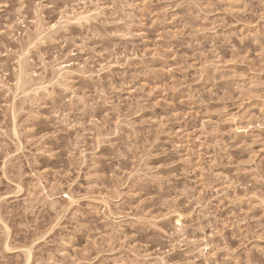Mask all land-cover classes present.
Here are the masks:
<instances>
[{"label":"rangeland","instance_id":"374dc122","mask_svg":"<svg viewBox=\"0 0 264 264\" xmlns=\"http://www.w3.org/2000/svg\"><path fill=\"white\" fill-rule=\"evenodd\" d=\"M26 249L264 264V0H0V264Z\"/></svg>","mask_w":264,"mask_h":264},{"label":"bare ground","instance_id":"6f19581e","mask_svg":"<svg viewBox=\"0 0 264 264\" xmlns=\"http://www.w3.org/2000/svg\"><path fill=\"white\" fill-rule=\"evenodd\" d=\"M94 8V7H93ZM82 9V8H81ZM101 10V9H100ZM72 11V10H71ZM70 11V13H68V12H66V13H64L63 12V15L61 14V16H60V18L62 19V20H60L59 21V26L61 27V25H64V26H62L63 27V29L64 28H66V25H68V24H70V25H72V23H74V25H76V24H78V25H80V26H82V25H84V23L86 24L87 23V25H88V23L90 22V21H93L94 20V18L96 19L97 18V16H100L99 14L101 13V11L99 12V8L97 7V6H95V8L94 9H92V10H87V8H85V7H83V10H78V11H76V10H73L72 12ZM93 19V20H92ZM61 22V23H60ZM38 24H39V22H38ZM38 24L35 26V28L37 29V26H38ZM56 24V23H55ZM54 24V25H55ZM82 24V25H81ZM90 24V23H89ZM41 25L42 24H40V27H41ZM53 25V24H52ZM52 25H51V27L49 26V27H47L48 28V30H50L49 32H51V30H53L54 29V27H52ZM57 25V26H58ZM58 26V27H59ZM42 27H44V26H42ZM55 27H56V25H55ZM59 27V28H60ZM44 30H46V29H42L41 28V31H40V29L38 30V32H37V30H35L36 31V33H37V36H35V37H37L38 39H40L39 37L40 36H42V34L44 33ZM48 30H46L45 31V35H47L46 34V32H48ZM55 30H56V28H55ZM57 31V30H56ZM48 32V33H49ZM52 33V32H51ZM53 33H54V31H53ZM34 35H36V34H34ZM44 35V34H43ZM44 35V37H47V36H45ZM31 37V36H30ZM34 37V38H35ZM33 38V37H32ZM36 38V39H37ZM43 38V37H42ZM41 38V39H42ZM36 39H31L30 38V41H29V43L27 44V48L28 47H30L31 45L32 46H35V45H33V44H36L35 43V41H31V40H36ZM37 39V40H38ZM40 39V40H41ZM39 41V40H38ZM37 42V41H36ZM28 45H30V46H28ZM27 48H25V50L24 49H22L20 52H22V54H19V55H22V56H20V58H22L21 59V61L19 60L20 58L18 57V61H20L19 63H18V66H17V69H18V67H19V71H18V76H17V79H18V81L17 82H19V84L21 83L22 85H19V86H21V90H22V88L24 89L25 88V85L27 84V82H30L29 80H28V78L30 79V76H28L27 74V72H28V70L26 71V66H25V68H24V63H25V60H26V55H28L29 54V52H28V49ZM30 48H32V47H30ZM30 51V50H29ZM27 63V62H26ZM68 68V67H67ZM67 68H66V70H67ZM58 69V70H57ZM56 69V73H58L57 75H58V77L60 76V78L59 79H62V77L64 76V75H62V74H66L65 73V66L64 67H58ZM55 72H54V77H57V75L55 74ZM68 72V71H67ZM26 77H28V78H26ZM21 79V80H20ZM64 79V78H63ZM62 79V80H63ZM65 79H66V77H65ZM65 79L63 80V81H65ZM22 80H23V83H22ZM16 82V83H17ZM31 83V82H30ZM17 85V84H16ZM22 86H24V87H22ZM27 86V85H26ZM19 88H17L16 87V89H18L19 90ZM38 87L36 88V87H34V85H32V84H30V85H28L26 88H25V92H24V94L26 93H35V92H37L38 91ZM23 92V91H22ZM27 94V95H28ZM30 95V94H29ZM15 128L13 127V131L15 132V130H14ZM16 133V132H15ZM15 133H14V135H15ZM68 196V195H67ZM67 198V197H66ZM68 198H70V197H68ZM67 200H69L70 201V203L72 202L70 199H67ZM180 219H181V216L179 215V216H177V218L174 220V224L176 225V227H178V229H179V226H181L182 225V223L180 222ZM181 223V224H180ZM180 224V225H179ZM179 225V226H178ZM202 246V245H201ZM7 249V251H8V246H7V244H5V246H4V248L3 249ZM5 249V250H6ZM27 251L28 250H30L31 251V249H26ZM25 250V251H26ZM9 251H10V249H9ZM25 252L24 253V255H25V260L26 261H24L25 263L24 264H26V263H28V262H30L31 261V253L28 251V252ZM202 252V251H201ZM30 260V261H29Z\"/></svg>","mask_w":264,"mask_h":264},{"label":"snow or ice","instance_id":"6c2138e0","mask_svg":"<svg viewBox=\"0 0 264 264\" xmlns=\"http://www.w3.org/2000/svg\"><path fill=\"white\" fill-rule=\"evenodd\" d=\"M52 27H55V25H52Z\"/></svg>","mask_w":264,"mask_h":264}]
</instances>
